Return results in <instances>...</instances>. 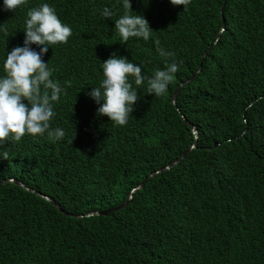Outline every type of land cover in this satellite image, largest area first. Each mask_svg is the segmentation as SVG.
<instances>
[{
  "label": "trees",
  "instance_id": "obj_1",
  "mask_svg": "<svg viewBox=\"0 0 264 264\" xmlns=\"http://www.w3.org/2000/svg\"><path fill=\"white\" fill-rule=\"evenodd\" d=\"M44 3L72 25L68 42L42 57L64 89L50 124L65 136L0 144V184L14 181L0 186V264H264V45H252L264 0H191L186 10L130 0L152 34L127 43L115 29L123 0H27L14 12L0 0V77L7 53L24 46L28 11ZM157 41L174 55L162 58ZM111 51L146 78L124 126L98 115L103 101L90 96ZM172 62L179 71L166 95L148 94L147 79Z\"/></svg>",
  "mask_w": 264,
  "mask_h": 264
},
{
  "label": "clouds",
  "instance_id": "obj_2",
  "mask_svg": "<svg viewBox=\"0 0 264 264\" xmlns=\"http://www.w3.org/2000/svg\"><path fill=\"white\" fill-rule=\"evenodd\" d=\"M26 3L27 0H3L4 8L13 12ZM170 3L173 6L182 5L186 10L191 0H170ZM123 7L127 11L115 21L120 43H127L132 38H142L147 41L152 34L148 21L142 15H131L130 0H123ZM223 10L224 7L221 9V28L213 45L217 44L225 29L223 18H227V12ZM113 14L108 8H105L102 13L105 18L110 19ZM164 14L166 15V12ZM27 17L24 46L15 47L7 53L3 63L5 74L0 77V144L9 139L18 142L25 135L42 137L46 133L47 137L54 141L62 140L65 136L62 128L51 129L50 124L55 116L53 104L59 101L64 89L59 82L51 79L53 70L42 57L50 46L68 42L73 34L72 25L62 23L55 9L47 3L30 9ZM33 44L42 46L39 52L30 47ZM156 44L159 55L165 60L174 55L160 48L158 41ZM213 45L203 55L198 72L191 79L183 82L175 92L173 96L175 105H177L180 90L202 72L204 60ZM252 45L254 48L264 45V32L255 38ZM101 55L106 60L102 63L104 78L99 88H93L90 96L98 104L101 100L103 101L97 109L98 115L107 116L116 126H124L128 123L130 113L134 110V104L139 98L137 88L144 84L146 78L140 66L119 57L115 52ZM258 56L263 65L261 56ZM178 71L179 65L175 62L166 63L164 69H157L153 76L147 79V93L156 97L165 96L168 85L174 81L175 73ZM65 84L71 86L68 81ZM263 100L264 98H259L257 101ZM195 133L197 130L193 127L194 136ZM195 138L198 139V133ZM194 145L197 147V143ZM0 157L8 159V153L5 151Z\"/></svg>",
  "mask_w": 264,
  "mask_h": 264
},
{
  "label": "water",
  "instance_id": "obj_3",
  "mask_svg": "<svg viewBox=\"0 0 264 264\" xmlns=\"http://www.w3.org/2000/svg\"><path fill=\"white\" fill-rule=\"evenodd\" d=\"M195 137H197V133H195ZM196 148V145H194L189 151H187V153H185L178 161H175L174 163H172L171 165H169V166H165V167H163V168H161V169H159V170H156V172H154V173H151L150 174V176H149V178L151 177V176H154V175H157V174H160V173H162V172H164V170H166V169H169V168H171L172 166H175V165H177L180 161H182L184 158H185V156L188 154V153H190L191 151H193L194 149ZM14 183V181H6V182H2L1 184H0V186L1 185H3V184H6V183ZM145 182H146V179L137 187V188H135L132 192H131V194H130V196L127 198V200H126V202L124 203V204H122L121 206H119V208H124V207H126L127 205H129L130 204V202H131V200H132V198H133V195H134V193L136 192V191H138V190H140L141 188H143L144 187V185H145ZM19 183V182H18ZM21 186H23L24 187V185L23 184H20ZM40 197H43L44 199H46L47 201H49V202H51V203H53V204H55L56 206H58L59 207V205L57 204V203H55V201H53L51 198H49V197H47V196H44V195H40ZM108 212H104L103 214H107ZM94 215V213H90V214H88L87 216H93ZM81 217H83V215L81 216Z\"/></svg>",
  "mask_w": 264,
  "mask_h": 264
}]
</instances>
